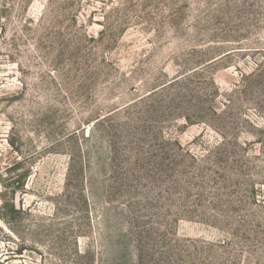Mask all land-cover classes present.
I'll return each instance as SVG.
<instances>
[{"label": "rangeland", "instance_id": "obj_1", "mask_svg": "<svg viewBox=\"0 0 264 264\" xmlns=\"http://www.w3.org/2000/svg\"><path fill=\"white\" fill-rule=\"evenodd\" d=\"M0 264H264V0H0Z\"/></svg>", "mask_w": 264, "mask_h": 264}, {"label": "trees", "instance_id": "obj_2", "mask_svg": "<svg viewBox=\"0 0 264 264\" xmlns=\"http://www.w3.org/2000/svg\"><path fill=\"white\" fill-rule=\"evenodd\" d=\"M2 218H4V219H5L6 217H5V216H3Z\"/></svg>", "mask_w": 264, "mask_h": 264}]
</instances>
